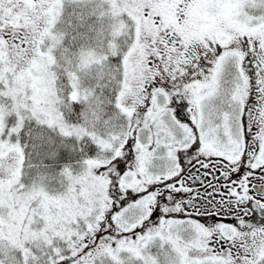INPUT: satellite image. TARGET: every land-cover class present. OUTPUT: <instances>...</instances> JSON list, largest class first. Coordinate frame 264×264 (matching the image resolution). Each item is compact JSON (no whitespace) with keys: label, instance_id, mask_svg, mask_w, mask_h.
Segmentation results:
<instances>
[{"label":"snow or ice","instance_id":"snow-or-ice-1","mask_svg":"<svg viewBox=\"0 0 264 264\" xmlns=\"http://www.w3.org/2000/svg\"><path fill=\"white\" fill-rule=\"evenodd\" d=\"M0 264H264V0H0Z\"/></svg>","mask_w":264,"mask_h":264}]
</instances>
